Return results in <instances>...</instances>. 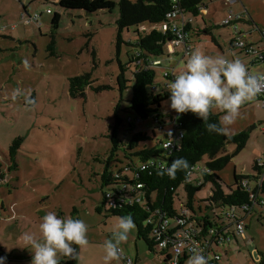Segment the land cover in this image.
I'll return each instance as SVG.
<instances>
[{
    "label": "rangeland",
    "instance_id": "374dc122",
    "mask_svg": "<svg viewBox=\"0 0 264 264\" xmlns=\"http://www.w3.org/2000/svg\"><path fill=\"white\" fill-rule=\"evenodd\" d=\"M113 1L111 11L87 12L64 9L54 0H0V161L7 170L0 181V256H7L6 264H30L32 254L24 248L22 234L31 232L40 239L38 225L49 211L87 224L88 243L77 246V264H105L104 242L115 239L113 228L121 217L113 215L109 206L103 208L105 189L101 187L104 162L113 146L110 134L118 104L117 113L123 121L118 128L119 138L139 130L153 134L152 118L141 125L130 126L127 122L128 117L136 118L129 108L135 69L129 63L133 47L126 43L118 47L121 0ZM205 2L216 11L212 18L216 41L197 30L193 39L196 48L208 55L241 59L254 74L264 73V62L250 63L239 46L230 45L231 39H243L264 49V0H238L230 5L227 0ZM25 6L32 16L41 13L40 28L34 20H25ZM48 9L52 13H47ZM57 12L61 19L55 29L51 21ZM238 14L242 15L240 21L236 19ZM204 19L208 22L205 26L210 25V14H203L196 18L195 27L203 29ZM226 19L232 23L225 25ZM151 28L149 24L141 27L142 34ZM123 37L134 42L138 38L136 27L125 29ZM51 41L54 49L49 50ZM188 58L182 46L176 54L161 58L162 66L155 68V81L161 89L166 81L165 70L174 69L178 74ZM122 66L126 67L128 79V87L123 90L119 84ZM85 73L92 81L86 97L71 98L69 78ZM168 104L166 99L161 109L171 111ZM213 109L222 115L219 109ZM240 111L229 136L247 131L248 142L240 150L234 142L225 144L219 156L230 159L218 173L225 185L233 183L237 173L256 187L255 164L264 161L261 96L244 104ZM170 128L165 124L163 130L156 129L157 138ZM16 137L23 141L16 168L10 171L9 147ZM208 160L209 156H205L199 165L207 167ZM211 192V184L207 183L198 196L208 197ZM238 214L244 219L245 234L232 235L235 224L232 225L231 240L214 243L213 252L221 256L220 264H264V207L256 206L251 215ZM119 246L122 257L111 264H128L127 259H132L131 264H167L165 254L156 245L151 249L144 238H139L136 224Z\"/></svg>",
    "mask_w": 264,
    "mask_h": 264
},
{
    "label": "trees",
    "instance_id": "16d2710c",
    "mask_svg": "<svg viewBox=\"0 0 264 264\" xmlns=\"http://www.w3.org/2000/svg\"><path fill=\"white\" fill-rule=\"evenodd\" d=\"M54 1L64 9H83L87 12L111 11L115 6L113 0ZM119 4L118 47L120 48L123 43L133 47L129 63L135 65L129 108L136 114V118L133 120L128 117L127 122L130 126L133 123L141 125L152 118L150 127L153 129V134L139 130L130 137L126 134L125 138H119L118 128L123 121L117 113L118 104L114 129L110 134L113 146L104 162L105 166L101 174V187L105 189L102 206L103 208L109 206L113 215L130 216L138 228L139 238H144L151 249L156 245L160 252L165 254L167 264H171L173 259L171 242L163 248L159 245L162 239L173 240L183 232L187 238L193 237L205 241L212 229H216L219 233L224 232L225 238H231L229 227L235 224L236 230L238 219L229 216L230 212L235 211L238 214L244 211L247 205L248 209L244 213L249 215L255 211L256 206L264 207V175L262 176V165L259 160L255 164L257 174L253 176L257 180L256 187H244L242 181L248 178L237 173L233 183L225 185L218 171L229 161L230 156L222 157L219 153L227 142L236 143L238 150L244 148L248 142L249 133L241 131L232 136L210 133L206 130L204 123L191 112L182 113L177 118L178 125L175 126L173 118L176 112L161 109L163 102L169 98V93L165 88L166 81L162 89L156 83L155 68L162 66L163 56L170 57L176 52L170 53L167 46L170 41L177 38L176 31L171 27L167 30L162 28V24L168 22L167 15L173 8L172 0H121ZM206 5L205 0H181V7L185 8L186 13L191 14L193 18L202 16V9ZM24 10V14L28 15L25 20L28 22L34 20L40 28L41 13L36 12L37 18H35V14L30 15L26 6ZM60 19V13L53 15L51 21L53 28L59 27ZM146 24L151 25L152 28L149 32L142 34L141 27ZM130 26H135L138 33V38L134 42L126 41L123 37V31ZM197 27H194L192 22L186 24L184 28L192 45L194 44L192 38L198 30ZM212 28L213 25H207L205 31H202L211 35L216 41ZM262 35L264 37V31ZM235 42V40L230 41L232 46H237ZM246 45L255 46L248 42ZM48 48L54 49V41H51ZM257 48L264 53V50ZM241 50L247 57L252 58L253 64L260 63L264 59L259 57L254 62L253 57L246 53L244 48ZM121 68L119 84L120 89L123 90L128 87L126 84L128 79L125 77L126 67ZM164 77L166 80L165 75ZM89 78L90 75L87 73L69 78L68 93L71 98L86 97V90L92 83ZM213 110L209 122H216L220 118V114ZM165 124L183 132L178 147L174 150L164 148L167 133L157 138L156 129L163 130L164 126L160 125ZM155 138L157 140L154 143ZM22 141V137H16L9 147L10 171L16 168V156ZM205 156H209V160L206 163L207 167L202 168L199 162ZM178 157L188 161L187 170H178L174 177L158 174L162 167L169 166ZM4 170V165L0 161V181L6 176L7 170ZM261 178L263 180L261 184H258ZM207 183L211 184V194L208 197H199V192ZM251 194H254L256 199L251 197ZM218 220L221 221L222 226L218 225ZM151 234L153 238L150 237ZM232 235L236 237L237 233L232 231ZM187 258L186 255L180 256L179 264H185ZM219 260V258H213L209 264H220ZM60 264H77V259L63 258L60 259Z\"/></svg>",
    "mask_w": 264,
    "mask_h": 264
},
{
    "label": "clouds",
    "instance_id": "9594fccd",
    "mask_svg": "<svg viewBox=\"0 0 264 264\" xmlns=\"http://www.w3.org/2000/svg\"><path fill=\"white\" fill-rule=\"evenodd\" d=\"M165 88L169 93L170 109L177 114L191 112L204 123L207 131L227 136L231 134V125L241 115V107L264 92V75L254 74L241 59L208 55L195 48L191 50L184 70L174 74ZM213 108L219 109L222 115L218 121L209 122ZM188 168V161L178 157L169 166L162 167L158 174L174 177L178 170ZM38 228L40 239L31 232L22 234L24 248L32 254L30 264H60L61 256L67 260L76 259L77 246L88 243V226L79 218L49 211L41 217ZM134 228L130 216L120 217L113 228L115 239L104 242L105 264L122 257L119 245L127 240ZM190 251L188 264H209L208 257L199 248L193 247ZM177 252H180L179 248ZM6 262L7 256H0V264Z\"/></svg>",
    "mask_w": 264,
    "mask_h": 264
},
{
    "label": "built area",
    "instance_id": "2783aa9c",
    "mask_svg": "<svg viewBox=\"0 0 264 264\" xmlns=\"http://www.w3.org/2000/svg\"><path fill=\"white\" fill-rule=\"evenodd\" d=\"M238 0H228V2L233 3L236 2ZM173 2V8L172 10L168 13L167 17H168V22H165L162 24V28L164 30L169 29L170 27L173 28L174 31H176L177 34V38L173 41H170L168 43V50L170 53H174L176 51V48L179 46H182V52L184 56H189L191 50H193V45L192 43L189 42L187 33L184 32V28L186 26V24L188 23H192L194 18L191 14L186 13V9L181 7V0H172ZM47 13H51V9L47 10ZM241 14H238L236 16V19L241 18ZM35 18H37V14H35ZM230 22V19H226L224 21V24H227ZM237 46L244 48L245 52L250 54L253 59L254 62L260 57V58H264V53L257 48L255 46L252 45H246V42L242 39H239L238 41L235 42ZM174 74H176L174 72V69H166L164 75L166 76V83H168L169 81H171L174 77ZM262 75H264V73H260ZM170 76V77H169ZM259 96H261V100H262V105L264 106V92L258 94ZM181 114H174V125L177 126L178 125V121L177 118L179 116H181ZM140 122V121H138ZM161 127H163L164 125H160ZM183 136V132L181 130L175 129V128H170V131L167 133V137L166 140L164 141V148L168 149V150H174L175 148L178 147L179 144V140L182 138ZM260 164L262 165V176L264 175V161L261 160ZM263 178H261L258 182V184H261ZM242 185L246 188H250L253 187L250 180L249 179H245L242 181ZM256 185H257V180H256ZM140 186V185H138ZM254 188V187H253ZM254 194H251V197H254ZM256 199V197H254ZM245 212L248 209V206H245ZM244 211H241L244 213ZM229 216L232 217H236L238 219V223L236 225V230L235 232L237 234H245V225L243 222V219L240 217L239 214H236L235 211H233L232 213L230 212ZM224 231V230H223ZM224 232H218L216 229H212L211 230V234L212 237L211 239L209 238V235H207V240H201V239H194L193 237L187 238V236L184 235L183 232H181L180 234H178L176 236V239L170 240L169 238H164L160 241L159 245L160 247L165 248L169 242H171L172 245V254H173V259L171 260V264H179V257L180 256H187L189 258V256L191 255V251L190 249L193 247L199 248L207 257L208 260L210 261L213 258H219L220 259V255L215 254L213 252V245L214 243L219 244L220 242H224L226 240H231V238L227 237L225 238L224 236ZM216 238V239H214ZM180 249V252H177V249ZM212 253H214V255H212ZM188 258L186 260H188ZM185 260V261H186ZM127 261H131V263L133 262L132 259H127Z\"/></svg>",
    "mask_w": 264,
    "mask_h": 264
},
{
    "label": "crops",
    "instance_id": "0c3cea01",
    "mask_svg": "<svg viewBox=\"0 0 264 264\" xmlns=\"http://www.w3.org/2000/svg\"><path fill=\"white\" fill-rule=\"evenodd\" d=\"M228 1V0H227ZM211 2H212V0H211ZM237 2L238 1H236V2H233L234 4H237ZM226 3V2H225ZM229 5L230 4H233V3H230V2H227ZM247 10V9H246ZM202 13L203 14H210V18H211V20L209 21V23H210V25H214V19H212L213 17H214V15H215V13H216V11L212 8V5H210V3H207V5H206V7H204L203 9H202ZM195 20H196V18H194V20H193V25H194V27H195ZM240 20H242V16H241V19H238V21H240ZM204 28L206 27L205 25L206 24H208V22H206V20L204 19ZM232 23V22H231ZM230 24V23H229ZM225 25H227V24H225ZM203 28V29H204ZM197 29H198V31H201L202 32V28L200 27V26H198L197 27ZM212 37V36H211ZM193 39L194 38H192V42H194L193 41ZM213 41H214V39H213V37L211 38ZM232 40V39H231ZM230 40V41H231ZM196 41H195V43L193 44V48L195 49L196 48ZM230 45H231V43H230ZM232 46V45H231ZM260 49L261 50H264V49H262L261 47H260ZM177 53V50H176V52H175V54ZM246 56V55H245ZM247 57V56H246ZM262 62H264V59H263V61ZM261 62V63H262ZM250 63H252V58H250ZM256 64H258L257 62H255ZM254 63V64H255ZM252 72H253V69H250ZM251 213H255V211H252ZM251 213L249 214V215H251ZM243 214H245V213H243ZM245 215H247V214H245ZM243 222H244V219H243Z\"/></svg>",
    "mask_w": 264,
    "mask_h": 264
}]
</instances>
